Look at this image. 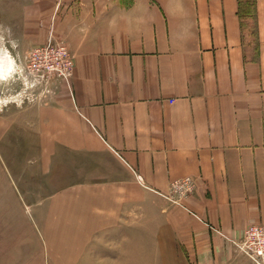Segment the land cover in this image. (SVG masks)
<instances>
[{"label": "crops", "instance_id": "crops-1", "mask_svg": "<svg viewBox=\"0 0 264 264\" xmlns=\"http://www.w3.org/2000/svg\"><path fill=\"white\" fill-rule=\"evenodd\" d=\"M18 1L73 63L14 177L47 264H233L264 226V0Z\"/></svg>", "mask_w": 264, "mask_h": 264}, {"label": "rangeland", "instance_id": "rangeland-1", "mask_svg": "<svg viewBox=\"0 0 264 264\" xmlns=\"http://www.w3.org/2000/svg\"><path fill=\"white\" fill-rule=\"evenodd\" d=\"M17 3L18 0H0V61L13 65L12 74L0 82V264H47L34 200L28 196L35 197L37 193L23 192L14 177L27 164V158H31L28 163L32 166L37 161L36 118L27 111L48 104L57 82L67 84L53 72L38 70L45 59L39 63L34 56L49 41L54 45L57 42L52 31L43 39L35 29L27 39L15 15ZM27 121H32L31 128ZM5 122L9 124L7 129ZM233 264L252 263L241 253Z\"/></svg>", "mask_w": 264, "mask_h": 264}, {"label": "built area", "instance_id": "built-area-1", "mask_svg": "<svg viewBox=\"0 0 264 264\" xmlns=\"http://www.w3.org/2000/svg\"><path fill=\"white\" fill-rule=\"evenodd\" d=\"M49 42L50 44L42 49L39 55L34 56V61L38 59L40 63V60L44 58L45 61L38 66V70L47 73H55V75L65 81L69 87V79L73 68L72 56L64 45L60 43H55L54 45L52 41ZM176 188L178 190L184 189L187 192L190 190L186 182L177 185ZM191 214L199 219V217L193 213ZM213 231L222 235L215 229H213ZM232 243L252 264H264V226H248L244 232L243 238L240 241H232Z\"/></svg>", "mask_w": 264, "mask_h": 264}, {"label": "trees", "instance_id": "trees-1", "mask_svg": "<svg viewBox=\"0 0 264 264\" xmlns=\"http://www.w3.org/2000/svg\"><path fill=\"white\" fill-rule=\"evenodd\" d=\"M240 3H241L240 13L243 20L245 17L252 16L254 10L253 8L254 0H240Z\"/></svg>", "mask_w": 264, "mask_h": 264}, {"label": "bare ground", "instance_id": "bare-ground-1", "mask_svg": "<svg viewBox=\"0 0 264 264\" xmlns=\"http://www.w3.org/2000/svg\"><path fill=\"white\" fill-rule=\"evenodd\" d=\"M13 65L11 63H5L0 61V82L6 81V79L12 74Z\"/></svg>", "mask_w": 264, "mask_h": 264}]
</instances>
